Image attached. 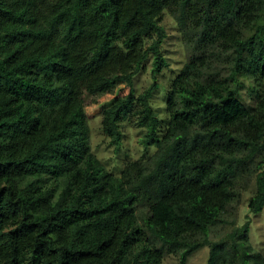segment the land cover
Segmentation results:
<instances>
[{"label": "trees", "instance_id": "1", "mask_svg": "<svg viewBox=\"0 0 264 264\" xmlns=\"http://www.w3.org/2000/svg\"><path fill=\"white\" fill-rule=\"evenodd\" d=\"M188 55L151 105L167 65L162 19ZM151 58L153 81L135 75ZM101 130L121 123L156 149L117 176L91 148L86 95L113 94ZM246 91L253 103L245 104ZM264 208V0H0V264H264L236 205ZM233 225L209 238L216 225Z\"/></svg>", "mask_w": 264, "mask_h": 264}, {"label": "rangeland", "instance_id": "2", "mask_svg": "<svg viewBox=\"0 0 264 264\" xmlns=\"http://www.w3.org/2000/svg\"><path fill=\"white\" fill-rule=\"evenodd\" d=\"M161 23L166 32V37L162 43V50L166 57L167 65L156 75L155 80L158 83V87L153 93L151 105L161 121L162 126H164L166 122L165 96L167 86L170 79L174 77V74L186 60L188 48L181 41L180 34L172 16L165 13ZM150 62L151 58L146 60L144 68L134 77V88L136 92H140L153 81ZM127 91L128 87L119 85L113 94H87L85 96V112L88 119L91 148L106 169L117 176L127 161L143 159L151 155L156 149L155 145L144 148L139 141L144 132V128L137 127L126 119L121 123L123 137L117 149H115V146L110 142L108 136L101 130L100 118L102 108L114 95L125 94ZM240 95L245 104L253 103L250 95L246 91L243 90ZM252 191L253 186L251 185L247 191L243 192L240 201L234 205V208H236L235 225H241L248 219L250 243L256 251H259L264 256V208L256 213L249 211L246 200ZM232 226L228 224L214 226L211 228L209 238L214 239L217 236L225 234ZM207 256L208 247L202 246L188 255L185 264H205ZM178 263L179 257L177 254L165 253L162 264Z\"/></svg>", "mask_w": 264, "mask_h": 264}]
</instances>
